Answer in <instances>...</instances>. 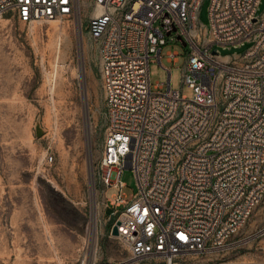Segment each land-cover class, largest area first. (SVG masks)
I'll return each mask as SVG.
<instances>
[{
	"label": "built area",
	"instance_id": "obj_1",
	"mask_svg": "<svg viewBox=\"0 0 264 264\" xmlns=\"http://www.w3.org/2000/svg\"><path fill=\"white\" fill-rule=\"evenodd\" d=\"M202 2L93 0L99 13L87 33L97 47L107 118L94 179L109 203V235L133 260L264 264L223 257L264 197V10L256 14L260 0H209L205 26ZM77 8L78 0H0V18L33 24L73 18ZM201 27L205 42L197 46ZM177 35L191 46L181 74L190 97L170 88L166 68L165 89L149 79L165 37ZM243 43L250 46L238 60L213 49ZM177 57L167 53L169 61ZM126 169L136 180L131 198L123 193ZM109 187L115 192L106 197Z\"/></svg>",
	"mask_w": 264,
	"mask_h": 264
},
{
	"label": "rangeland",
	"instance_id": "obj_2",
	"mask_svg": "<svg viewBox=\"0 0 264 264\" xmlns=\"http://www.w3.org/2000/svg\"><path fill=\"white\" fill-rule=\"evenodd\" d=\"M208 3L203 0L198 15L205 26ZM95 9L93 0H78L73 18L33 24L0 18V264H79L83 258L162 264L160 258L133 260L109 235V203L94 179L107 127L99 56L87 33ZM263 10L260 0L256 14ZM198 33L200 46L204 29ZM165 38L161 65L149 63L151 87L162 82L166 88L168 69L170 88L190 97L181 83L190 43ZM249 46L213 49L238 60ZM169 51L177 52L175 61L167 59ZM121 181L131 198L137 191L133 172L124 170ZM114 192L107 188L106 197ZM263 227L264 197L223 257L264 262V233L252 236Z\"/></svg>",
	"mask_w": 264,
	"mask_h": 264
},
{
	"label": "water",
	"instance_id": "obj_3",
	"mask_svg": "<svg viewBox=\"0 0 264 264\" xmlns=\"http://www.w3.org/2000/svg\"><path fill=\"white\" fill-rule=\"evenodd\" d=\"M173 30L175 31V28H173ZM176 39H177L182 45H185V44H186V41H185V39H184L182 36L177 35V36H176ZM111 234H112V235H117V229H116L115 226H112V227H111Z\"/></svg>",
	"mask_w": 264,
	"mask_h": 264
},
{
	"label": "bare ground",
	"instance_id": "obj_4",
	"mask_svg": "<svg viewBox=\"0 0 264 264\" xmlns=\"http://www.w3.org/2000/svg\"><path fill=\"white\" fill-rule=\"evenodd\" d=\"M97 13H99V9L98 8L95 9L94 14H97Z\"/></svg>",
	"mask_w": 264,
	"mask_h": 264
},
{
	"label": "crops",
	"instance_id": "obj_5",
	"mask_svg": "<svg viewBox=\"0 0 264 264\" xmlns=\"http://www.w3.org/2000/svg\"><path fill=\"white\" fill-rule=\"evenodd\" d=\"M227 59V58H226Z\"/></svg>",
	"mask_w": 264,
	"mask_h": 264
}]
</instances>
